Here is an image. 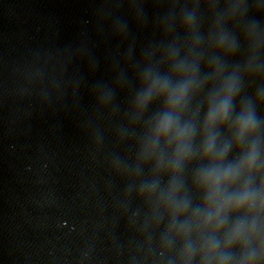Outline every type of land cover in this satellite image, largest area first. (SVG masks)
<instances>
[{"label":"clouds","instance_id":"1","mask_svg":"<svg viewBox=\"0 0 264 264\" xmlns=\"http://www.w3.org/2000/svg\"><path fill=\"white\" fill-rule=\"evenodd\" d=\"M225 110H226V104H225V106H223V107L220 109L221 114H223V113L225 112ZM167 127H168V122H165V124H164V128H165V130L167 129Z\"/></svg>","mask_w":264,"mask_h":264}]
</instances>
